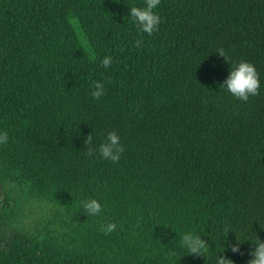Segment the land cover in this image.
Returning a JSON list of instances; mask_svg holds the SVG:
<instances>
[{"label": "trees", "instance_id": "16d2710c", "mask_svg": "<svg viewBox=\"0 0 264 264\" xmlns=\"http://www.w3.org/2000/svg\"><path fill=\"white\" fill-rule=\"evenodd\" d=\"M144 3L0 0V264H211L180 246L191 228L246 264L227 242L264 239V0H160L151 35L128 16ZM239 60L260 80L247 101L219 88ZM109 131L116 163L88 154ZM34 200L51 216L31 229Z\"/></svg>", "mask_w": 264, "mask_h": 264}, {"label": "clouds", "instance_id": "9594fccd", "mask_svg": "<svg viewBox=\"0 0 264 264\" xmlns=\"http://www.w3.org/2000/svg\"><path fill=\"white\" fill-rule=\"evenodd\" d=\"M160 0H145L143 6H130L129 17L132 22L137 26L138 31L151 35L155 32L160 23L161 18L155 11L159 5ZM140 42L137 41V44ZM216 52L227 60L223 48L217 49ZM112 57L105 56L101 64L105 69L111 65ZM219 88L226 90L235 98L241 101H247L249 97L258 94L260 88V80L254 65L246 60H239L233 62L228 71L225 79L220 83ZM105 93V87L100 81H92L90 95L93 99H98ZM9 140L7 131L0 130V144H6ZM86 144L92 142V136L89 134L84 141ZM124 151L121 143V137L116 131H109L106 137L94 148H91L89 155L98 152L99 156L107 161L116 163L120 160L121 153ZM83 209L90 215H98L101 211L102 205L95 198H88L82 201ZM264 230V225H260ZM116 228L113 222L107 223L103 230L111 232ZM227 228V226H225ZM251 226L247 229L239 230V235H236L235 241L227 242L228 250L232 253L240 254L241 245L247 241L250 245L247 253L248 259L246 264H264V239L257 237L256 233L250 230ZM180 246L190 253L203 254L211 258V264H233V261L226 258L215 251L210 253L208 245L200 238L195 228L185 230L180 239Z\"/></svg>", "mask_w": 264, "mask_h": 264}, {"label": "rangeland", "instance_id": "374dc122", "mask_svg": "<svg viewBox=\"0 0 264 264\" xmlns=\"http://www.w3.org/2000/svg\"><path fill=\"white\" fill-rule=\"evenodd\" d=\"M2 195V189L0 187V197ZM51 206L45 204L42 201H30L25 207L24 211L26 213V226L33 229L34 227L41 226L45 223L47 219L50 218Z\"/></svg>", "mask_w": 264, "mask_h": 264}]
</instances>
